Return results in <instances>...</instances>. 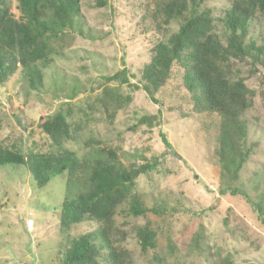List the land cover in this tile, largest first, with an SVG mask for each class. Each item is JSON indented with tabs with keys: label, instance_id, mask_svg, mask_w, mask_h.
<instances>
[{
	"label": "rangeland",
	"instance_id": "374dc122",
	"mask_svg": "<svg viewBox=\"0 0 264 264\" xmlns=\"http://www.w3.org/2000/svg\"><path fill=\"white\" fill-rule=\"evenodd\" d=\"M10 2L18 18V0ZM207 3L221 31L231 0ZM154 9V0H81L75 32L53 40L52 62L39 66L43 87L32 91L20 71L0 86V141L16 144L23 154L54 152L40 124L69 112L68 120L82 126L77 141L64 144L82 163L79 187L99 149L115 151L126 167L150 166L136 179L135 192L148 208L162 212L135 218L120 207L115 216L113 241L127 251V264H264V225L243 197L220 194L228 187L245 189L255 199L264 193V67L247 59L232 74L251 92L244 119L254 150L240 179L230 183L217 158L220 120L194 108L183 85L184 69L172 67L157 104L140 89L156 44L178 30L175 23L152 28ZM263 32L264 16L258 14L250 34ZM124 69L138 90L109 81ZM106 90L122 104L109 101ZM145 117L158 119L141 122ZM94 140L100 144H90ZM66 183L67 177L59 176L38 188L26 167H0V264H60L71 239L98 229L84 222L62 230ZM147 224L157 235V248L144 252L136 229Z\"/></svg>",
	"mask_w": 264,
	"mask_h": 264
},
{
	"label": "trees",
	"instance_id": "16d2710c",
	"mask_svg": "<svg viewBox=\"0 0 264 264\" xmlns=\"http://www.w3.org/2000/svg\"><path fill=\"white\" fill-rule=\"evenodd\" d=\"M207 2L154 0L150 26L162 30L175 23L178 30L156 44L155 56L143 71L140 89L157 104L156 95L170 79L172 67L178 65L184 69L183 85L194 108L220 120L217 158L223 179L233 183L240 179L254 145L249 143V127L244 119L252 107L251 92L243 80L232 74L236 64L247 59L254 67H264V32L261 36L250 34L258 14L264 16V0H231L225 18L220 20L223 22L221 31H217V21ZM17 10L18 18L10 0H0V86L20 71L29 88L38 91L43 87L39 66L52 62L53 40L75 32V24L81 20L77 19L81 18V0H18ZM109 79L139 89L130 84L125 69ZM104 95L109 101L122 104L120 96L109 94L107 90ZM129 100L126 98L127 103ZM68 117L69 112H58L40 124L54 152L30 150L23 154L16 144L8 147L0 141V167H26L38 188L59 176L67 177V193L60 214L62 230L84 222L98 224L95 231L70 240L60 264H127V251L116 248L113 241L118 235L115 216L120 207H126L127 215L135 218L162 212L161 208H148L135 192L136 179L151 167H126L115 151L99 149L92 160L87 182L79 187L82 163L64 144L77 141L82 126L71 123ZM157 119L145 117L141 122ZM162 139L171 148L164 136ZM90 144L98 145L100 141ZM220 194L243 197L264 225V193L255 199L245 189L228 187L220 189ZM136 237L142 251L157 248V235L150 224L137 228Z\"/></svg>",
	"mask_w": 264,
	"mask_h": 264
}]
</instances>
